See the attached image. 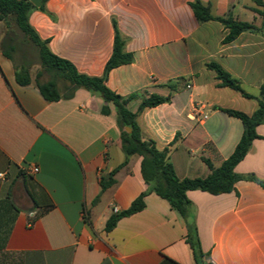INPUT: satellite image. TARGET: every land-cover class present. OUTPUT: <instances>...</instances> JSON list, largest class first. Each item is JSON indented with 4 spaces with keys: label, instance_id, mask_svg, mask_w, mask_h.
I'll return each mask as SVG.
<instances>
[{
    "label": "crops",
    "instance_id": "crops-1",
    "mask_svg": "<svg viewBox=\"0 0 264 264\" xmlns=\"http://www.w3.org/2000/svg\"><path fill=\"white\" fill-rule=\"evenodd\" d=\"M194 0H47L29 23L50 51L89 77H102L113 53L116 21L133 62L110 71L107 87L131 100L137 112L151 95L168 103L138 114L144 140L171 146L179 179L206 178L235 151L242 122L222 109L252 115L255 99L219 87L216 63L258 96L264 85L263 17L254 0H200L214 18H233L258 29L224 43L229 30L200 23ZM1 22V21H0ZM4 25H1L0 27ZM0 36V264H198L187 242L196 226L205 264H264V123L259 138L236 166L235 191H189L186 221L170 204L148 194L144 210L124 217L110 232L109 218L148 190L142 158L125 161L118 114L102 95L84 88L48 101L36 83L22 86L2 51ZM109 114H103L104 106ZM38 168L37 173L32 169ZM114 183L103 190L102 178Z\"/></svg>",
    "mask_w": 264,
    "mask_h": 264
},
{
    "label": "trees",
    "instance_id": "trees-1",
    "mask_svg": "<svg viewBox=\"0 0 264 264\" xmlns=\"http://www.w3.org/2000/svg\"><path fill=\"white\" fill-rule=\"evenodd\" d=\"M46 1L47 0L43 1L42 6L39 8L40 10H44ZM254 2L257 6L263 8L262 10L257 8H254L253 10L255 13L263 17L264 31V0H254ZM190 6L198 22L206 23L209 21H218L229 30L224 43L234 41L244 32L258 30L252 23L240 22L231 17L226 19L214 18L210 14V7L204 5L200 0L192 1ZM36 9L37 8L34 7L29 0H0V21L4 23L6 28L10 18H15V21L22 32H24L37 46L40 62L44 70L61 77L67 84L64 88L65 94L61 92L55 80L40 83L38 78L33 80L30 73L24 69H15L17 83L22 86L29 85L32 82L36 83L44 98L51 102H56L61 99H69L79 88L100 93L104 101L108 104L112 103L117 110L122 148L126 156L123 164L116 169L112 175L125 167L128 164L130 157L138 155L142 158L141 171L143 179L148 185V190L134 200L129 209L113 214L109 218L106 224L107 232L113 230L122 218L132 216L144 210L146 207L145 199L148 194L151 193H155L162 199L166 200L173 210L178 212L186 221H188L190 218L191 205L187 197L189 191L199 190L212 195L228 194L235 191L236 183L244 179V177L235 173V168L247 155L252 142L259 138L256 133V128L264 123V85L260 87L258 96H252L243 90L239 80L226 72L220 65L216 63H209L206 65L209 70L216 73V77L220 81L218 85L219 87L231 88L239 92L244 98L257 100L258 108L252 115H247L236 110L222 109L223 112L231 117L239 119L243 124V135L234 153L218 168H215L209 160L204 159V162L210 169V174L206 178L179 179L170 161L172 145L161 150L157 147L154 140H144L141 128L137 122L139 113L145 109L154 108L161 104L168 103L170 98L151 95L143 99L138 111L134 113L127 107L131 97L124 98L107 87L106 83L111 70L133 62V55L125 51V42L120 35L116 21H113L115 29L113 53L106 63L104 74L102 77H89L80 74L69 61L54 55L48 48L47 41L40 39L29 23V16L31 12ZM1 44L4 55L12 60L5 50V41L2 40ZM102 113L109 114V107L107 105L103 107ZM127 128L131 131L128 132L126 130ZM112 175L109 180L102 178L101 186L103 190L107 189L114 183ZM247 179L255 181L264 187V180L256 179L254 176H249ZM187 223V242L194 250V255L198 264H205L204 259L207 255L204 254L200 248L197 239L196 226L193 223Z\"/></svg>",
    "mask_w": 264,
    "mask_h": 264
},
{
    "label": "rangeland",
    "instance_id": "rangeland-1",
    "mask_svg": "<svg viewBox=\"0 0 264 264\" xmlns=\"http://www.w3.org/2000/svg\"><path fill=\"white\" fill-rule=\"evenodd\" d=\"M4 25L3 22H0ZM0 36L5 41V50L10 55L15 69H24L30 73L33 80L38 78L40 83L55 80L61 92L65 94L64 88L67 86L61 77L49 73L41 65L39 50L30 38L22 32L17 25L15 18H10L8 26L0 27ZM5 38V39H4ZM16 257H11V264H15Z\"/></svg>",
    "mask_w": 264,
    "mask_h": 264
},
{
    "label": "built area",
    "instance_id": "built-area-1",
    "mask_svg": "<svg viewBox=\"0 0 264 264\" xmlns=\"http://www.w3.org/2000/svg\"><path fill=\"white\" fill-rule=\"evenodd\" d=\"M38 171H39L38 168H34V169H32V172H33V173H37ZM6 178H7L6 173H0V180H5ZM114 213H119V211H118L117 208L114 209Z\"/></svg>",
    "mask_w": 264,
    "mask_h": 264
},
{
    "label": "water",
    "instance_id": "water-1",
    "mask_svg": "<svg viewBox=\"0 0 264 264\" xmlns=\"http://www.w3.org/2000/svg\"><path fill=\"white\" fill-rule=\"evenodd\" d=\"M29 1L33 4L34 7L40 8L42 6L44 0H29ZM126 130L128 132L131 131L129 128H127Z\"/></svg>",
    "mask_w": 264,
    "mask_h": 264
}]
</instances>
